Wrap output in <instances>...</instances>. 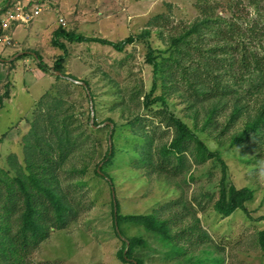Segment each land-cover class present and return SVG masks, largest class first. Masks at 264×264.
Listing matches in <instances>:
<instances>
[{
	"label": "rangeland",
	"instance_id": "1",
	"mask_svg": "<svg viewBox=\"0 0 264 264\" xmlns=\"http://www.w3.org/2000/svg\"><path fill=\"white\" fill-rule=\"evenodd\" d=\"M198 1L35 2L38 5L47 3L50 10L59 14L55 30L60 26L87 38L104 39L113 43L129 36L134 41L121 53L94 42L70 43L60 38L58 42L64 45V49H61L51 44L53 36L50 35V41L46 40V45L42 48L45 64L50 68L60 56H64L65 77L72 75L78 80L77 83L68 78L56 79L57 75L52 69L47 74L50 75L51 83L45 78L34 85L35 80L28 72L25 77H21L22 69L26 66L27 71L28 65L18 66L21 71L18 72L15 84L17 90L21 91L25 84L36 100L47 91L52 98H49L50 104L60 102L62 115L68 118L75 131L89 136V144L85 150L88 148V153L92 156H83V148L75 152L64 167L65 171L60 175L61 189L68 193L75 215L65 229L53 230L51 233L49 231L47 238L37 248L30 250L26 264H131L132 260H140L142 264H264L261 242V237H264V179L260 176L261 166H264L263 143L248 140L240 147L227 149V140L222 146L218 144V134L215 136L216 133L211 130L201 133L203 139L208 141V146L220 152L221 160L226 165L225 185L254 191L253 201L245 203L244 209H238L231 216L220 219L216 217L213 208L219 197V184L223 176L219 162L209 160L195 165L191 161L188 172L175 176L170 175L172 172H152L151 169L136 165V141L131 132L124 128L125 124L138 117L151 122V126H145L144 121L142 122L145 131L158 126L159 135L167 129L155 112L150 113L142 106L143 96L149 91L153 80L152 67L146 62V47L150 44L156 51L155 55L167 50L170 36L192 24L199 16V10L195 7ZM238 1L209 0L210 4H234V9L228 13L218 11L221 17H228L230 12L244 16L246 10L249 17H253V10L237 6ZM243 4H247L246 0ZM44 14L45 12L42 16ZM42 16L37 19L40 20ZM158 16L162 18L155 21L156 25H152L154 18ZM59 19L66 23L64 27L60 25ZM145 30L150 32L147 42L140 38ZM157 61H160L159 57ZM11 86L9 81L8 84L0 85V98H10ZM6 90L9 92L8 98L5 97ZM18 98L11 102L3 99L0 104V169L8 167L7 157L10 154L21 158L22 138L28 135L34 118L41 111L38 105L30 113L31 104L26 94H20ZM167 100L172 112L193 126L194 120L189 117L188 103L177 95H171ZM210 104L194 107L199 126L204 121V113ZM224 114L218 117V126H222L227 120L229 108L225 109ZM114 126L117 129V138L113 140L115 156L111 165L105 169L113 180L112 194L109 183L96 176L95 170L98 166L101 167L107 146L112 143L109 142V134ZM240 127L241 123L232 127L219 143L239 132ZM134 128H141L139 122H134ZM4 133L5 137L2 138ZM171 133L170 131L162 140L156 138L150 153L153 162L159 163L157 146L168 143ZM73 167L77 170L86 167V171L77 175L68 173ZM3 188L0 186L1 190ZM115 198L122 216L152 214L157 219L168 222L169 234L177 238L172 244L183 247V254L166 255L168 250L164 243L142 226L133 223L120 224L123 237L119 238L112 217V202ZM194 229L207 232L210 241L201 245L191 242L188 238L191 237L189 234H194ZM183 230L187 232L184 235L187 239L184 237L180 240L179 235ZM132 237L141 239L143 245L136 247L132 253L133 259H128L125 263L119 257V252L125 246V238Z\"/></svg>",
	"mask_w": 264,
	"mask_h": 264
},
{
	"label": "trees",
	"instance_id": "2",
	"mask_svg": "<svg viewBox=\"0 0 264 264\" xmlns=\"http://www.w3.org/2000/svg\"><path fill=\"white\" fill-rule=\"evenodd\" d=\"M244 1L239 0L237 6H242L245 10L251 8L253 17H249L247 10L244 16L230 12L228 17H221L218 11L228 13L234 9V4L224 6L219 2L210 4L209 0H199L195 5L199 16L192 24L170 36L167 50L155 55V49L147 44L146 62L152 67L153 80L149 91L143 96L142 106L150 113L155 112L167 129L159 135L158 126L145 131L142 122L144 121L145 126H149L151 122L138 117L124 126L136 141V165L151 169L152 172H172L170 175L175 176L188 172L191 161L195 165L209 160L219 162L223 176L219 184V197L213 208L216 217L220 219L231 216L238 209H244L245 203L253 201L254 191L225 185L226 165L221 160L219 150L211 149L201 133L211 130L216 133L215 136L218 134V144L222 146L227 140V149L240 147L248 140L264 144V0H246V5L243 4ZM8 7L9 4L2 11ZM160 18L162 16L155 17L152 25H156L155 21ZM149 35V30H145L140 38L147 42ZM60 38L70 43L94 42L121 53L134 41L132 36L117 43L87 38L59 26L51 44L64 49V45L58 42ZM34 55L42 72L49 73L53 69V72L61 75L56 76V79L62 77L78 81L72 75L65 77L64 56H60L49 68L37 54ZM25 57H29V54L24 53L18 59ZM157 57L160 61H157ZM84 85L88 87L85 82ZM6 91L5 97L8 98L9 92ZM171 95H177L188 103L189 117L194 120L193 126L177 117L169 108L167 99ZM49 98L50 94L46 92L36 104L41 111H36L30 132L22 138L21 158L10 154L7 157L8 167L0 169V186L4 187L3 190L0 189V264H26L30 250L37 248L47 238L49 231L51 233L53 230L65 229L75 215L68 193L61 189L60 175L75 152L84 148L83 156L92 157L88 148L85 150L89 144V136L76 132L68 118L62 115L60 102L50 104ZM3 99L0 98V104ZM206 103L211 104L206 108L205 119L199 126V118L193 110ZM227 108L228 118L222 126H218L217 119L225 115ZM136 121L141 128H134ZM238 123H241V130L219 143ZM116 131L114 126L109 134V142L112 143L107 146L101 167L98 166L95 170L96 176L109 183L112 194L113 180L105 169L111 165L115 156L113 140L117 138ZM170 131V141L157 146L159 163L153 162L150 153L156 138L162 140ZM3 136L5 137V133L2 138ZM82 169L73 167L68 173L77 175L86 171V167ZM112 217L119 238L123 237L120 224L133 223L142 226L164 243L168 250L166 255L183 254V247L172 244L177 238L169 234L168 222L159 220L152 214L122 216L116 198L112 202ZM199 229H194V234H189L191 237L188 239L199 245L209 242V234ZM185 231L180 232V240L187 234ZM261 242L264 249L263 236ZM123 244L125 246L121 248L119 257L127 263L128 259H133L134 249L143 245V242L132 237L125 238ZM131 264L142 262L132 260Z\"/></svg>",
	"mask_w": 264,
	"mask_h": 264
},
{
	"label": "crops",
	"instance_id": "3",
	"mask_svg": "<svg viewBox=\"0 0 264 264\" xmlns=\"http://www.w3.org/2000/svg\"><path fill=\"white\" fill-rule=\"evenodd\" d=\"M15 1L17 0H0V18H2V9L8 4L9 6H11ZM22 1L24 3H27V0ZM38 1L41 2V0H30L28 4H30L29 8L40 7L41 13L36 16L28 25H21L12 29L13 40L16 45H18V48L20 50H17L18 48L1 50L0 48V85L7 83V81L12 84L10 98L4 99L3 101L8 100V102H11L15 99H19L18 96L20 94H26L31 104L29 107L30 113L35 109L36 104L40 100L41 96H43L47 91L43 92L37 100L32 97L29 91V87L25 84H23L21 91H18L15 87V84L18 80V72L21 71L20 67L18 66L19 64H21L22 66L28 65L27 71L26 66L24 70L22 69L21 77H25V73L28 72V75H32L35 80L33 83L34 85H38V83L44 80L45 78L48 80V83H51L50 75H47L48 73H44L38 68L34 54L39 55L41 61L44 62V53L42 48L46 45V40L50 41V35H54V31L57 26L55 25V22L57 21L56 19L59 16V14L57 15V13H55V10H50V8L47 6V3H40V5L35 3ZM44 12L45 14L42 16ZM41 16L42 18L38 20L37 18ZM24 53L29 54V57L23 59H16L22 56Z\"/></svg>",
	"mask_w": 264,
	"mask_h": 264
},
{
	"label": "built area",
	"instance_id": "4",
	"mask_svg": "<svg viewBox=\"0 0 264 264\" xmlns=\"http://www.w3.org/2000/svg\"><path fill=\"white\" fill-rule=\"evenodd\" d=\"M29 2L30 0H27V3L17 0L2 13V18H0L1 50L15 48L16 43L12 37V29L17 26L28 25L41 13L40 7L29 8ZM59 23L62 27L66 25L62 19H59Z\"/></svg>",
	"mask_w": 264,
	"mask_h": 264
},
{
	"label": "clouds",
	"instance_id": "5",
	"mask_svg": "<svg viewBox=\"0 0 264 264\" xmlns=\"http://www.w3.org/2000/svg\"><path fill=\"white\" fill-rule=\"evenodd\" d=\"M260 176H261V179H264V166H261Z\"/></svg>",
	"mask_w": 264,
	"mask_h": 264
},
{
	"label": "water",
	"instance_id": "6",
	"mask_svg": "<svg viewBox=\"0 0 264 264\" xmlns=\"http://www.w3.org/2000/svg\"><path fill=\"white\" fill-rule=\"evenodd\" d=\"M55 74L57 75V76H61L58 72H55ZM75 83H77L76 81H74Z\"/></svg>",
	"mask_w": 264,
	"mask_h": 264
}]
</instances>
